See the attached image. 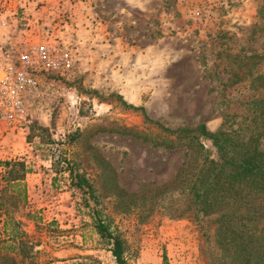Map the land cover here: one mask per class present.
<instances>
[{"label": "rangeland", "instance_id": "obj_1", "mask_svg": "<svg viewBox=\"0 0 264 264\" xmlns=\"http://www.w3.org/2000/svg\"><path fill=\"white\" fill-rule=\"evenodd\" d=\"M262 2L0 0V163L27 168L13 189L0 167V264H118L93 209L127 264H230L215 218H177L184 197L162 194L194 160L162 128L238 127L245 83H227L226 57L264 52Z\"/></svg>", "mask_w": 264, "mask_h": 264}, {"label": "trees", "instance_id": "obj_2", "mask_svg": "<svg viewBox=\"0 0 264 264\" xmlns=\"http://www.w3.org/2000/svg\"><path fill=\"white\" fill-rule=\"evenodd\" d=\"M259 8L260 22L256 30L264 34V0ZM231 64L227 83H245L243 101L247 115L235 128L237 116H226L217 133L208 131L206 125L196 129L163 131L175 136L162 145L170 150L188 148L194 160L182 168L174 186L164 188L169 201L178 202L177 195L184 197L183 208L172 211L177 218L187 215L195 219L215 218L216 242L230 264H264V52L250 55L228 54ZM234 65V67L232 66ZM133 108V106H132ZM161 126V125H160ZM202 139V141H201ZM211 141L216 155L203 143ZM7 171L4 180L11 188H20L26 176L22 162L0 163ZM71 184L83 191L90 199L94 194L88 180L68 164ZM161 194V195H162ZM94 211L99 234L113 240V254L118 264H127L124 259V244L113 236L110 226ZM167 264V257L165 258Z\"/></svg>", "mask_w": 264, "mask_h": 264}, {"label": "built area", "instance_id": "obj_3", "mask_svg": "<svg viewBox=\"0 0 264 264\" xmlns=\"http://www.w3.org/2000/svg\"><path fill=\"white\" fill-rule=\"evenodd\" d=\"M29 60H30V58L23 56L21 61L28 63ZM14 74H15V69H14V67L10 66L8 69L7 77H13ZM16 75H17V79L21 81V84H23V83L26 84L27 81L25 80V74L17 73ZM10 107L15 112L16 111H18L19 113L22 112V110H21L22 109V102H21V99L19 98V96L15 101L12 102Z\"/></svg>", "mask_w": 264, "mask_h": 264}]
</instances>
